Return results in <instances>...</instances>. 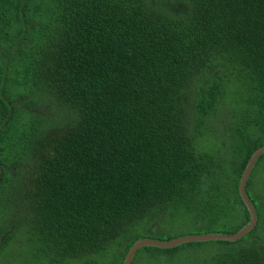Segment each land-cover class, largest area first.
I'll return each mask as SVG.
<instances>
[{"label":"trees","instance_id":"1","mask_svg":"<svg viewBox=\"0 0 264 264\" xmlns=\"http://www.w3.org/2000/svg\"><path fill=\"white\" fill-rule=\"evenodd\" d=\"M262 145L264 0H0V264H122L142 237L233 233ZM263 163L248 233L131 264L211 243L182 260L264 264Z\"/></svg>","mask_w":264,"mask_h":264},{"label":"water","instance_id":"2","mask_svg":"<svg viewBox=\"0 0 264 264\" xmlns=\"http://www.w3.org/2000/svg\"><path fill=\"white\" fill-rule=\"evenodd\" d=\"M262 153H264V145L259 146L257 149H255L252 152L251 156L249 157L243 169L241 177L239 179L238 191L250 213L249 220L239 230L233 233H224V232L186 233V234L177 235L175 237H172L166 240H161V239H157L154 237H142V238L135 240L131 244V246L126 252V255L123 259L122 264H131L134 253L140 246H143V245H151V246H157V247H172V246H175V245H178L184 242H189V241H205V240H212V239H223V240L232 241L248 233L256 223L257 213L254 208V205L252 204L251 199L249 198L246 192V189H245L246 180L250 175V172L255 164L256 159Z\"/></svg>","mask_w":264,"mask_h":264},{"label":"rangeland","instance_id":"3","mask_svg":"<svg viewBox=\"0 0 264 264\" xmlns=\"http://www.w3.org/2000/svg\"><path fill=\"white\" fill-rule=\"evenodd\" d=\"M263 176H264V167L259 168L258 173L255 175L254 181L256 182L258 180V184H259L260 183L259 181L262 180ZM211 244H213V243H211ZM211 244H208V245L202 244L199 246H190V245L189 246H181L178 248V254H181L180 258H182V259L184 258V256H187L189 254H193L195 252H198V253H196L197 255H206V253L208 252V250L212 246ZM213 245H215V244H213ZM9 248H10V246H8L9 252L6 255V260L10 259L12 257V255L15 254V249L14 248L9 249ZM18 249H19V247H18ZM150 257H151V260L148 257H146L145 255H142L140 257L139 263H137V264H187L186 261H183L182 259L178 263L175 261L171 262L169 260H165L164 255L159 256V254H157V256L155 258H154V256H150ZM99 264H113V263H111L110 258H106V260L100 259Z\"/></svg>","mask_w":264,"mask_h":264}]
</instances>
